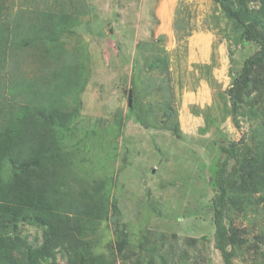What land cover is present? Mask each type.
Returning <instances> with one entry per match:
<instances>
[{
  "label": "rangeland",
  "instance_id": "rangeland-1",
  "mask_svg": "<svg viewBox=\"0 0 264 264\" xmlns=\"http://www.w3.org/2000/svg\"><path fill=\"white\" fill-rule=\"evenodd\" d=\"M46 9L67 15L71 26L52 37L39 30L42 41L27 48L8 47L0 61V130L29 97L13 93L12 83L27 79L38 90L31 104L48 106V96L74 113L59 129L71 168L86 182L106 179L117 200L116 221H100L91 234L96 251L114 245L115 264H226L215 246L210 167L223 158L221 144L240 142L245 151L264 136V63L252 74L239 127L228 93L257 43L242 38L216 0H5V23L12 28ZM195 35L213 38L217 65L187 64ZM57 73H79L81 93L61 94ZM226 222L232 264H264V192H232ZM20 233L41 239L28 223ZM58 264H68L60 254Z\"/></svg>",
  "mask_w": 264,
  "mask_h": 264
},
{
  "label": "trees",
  "instance_id": "trees-1",
  "mask_svg": "<svg viewBox=\"0 0 264 264\" xmlns=\"http://www.w3.org/2000/svg\"><path fill=\"white\" fill-rule=\"evenodd\" d=\"M216 1L243 31L242 38L259 46L246 58L228 91L233 121L239 127L242 105L252 92V89L248 92L252 74L264 63V34L261 33L264 32V0ZM4 5L5 0H0V61L12 43L16 46L22 42L20 46L27 48L35 45V41H42L35 37L39 30L52 37L70 25L67 15L46 9L34 11L11 28L5 23ZM56 76L64 77L66 88L61 94L67 95L72 89L81 93L83 84L79 73H57ZM0 81L3 82L1 78ZM16 89L30 93L18 116L0 130V264H58L59 254L68 264H115L114 245L106 252H98L97 235L91 234L100 221H116L121 213L117 200H111L106 193V179L86 182L80 177L70 166L69 151L60 145L59 129L68 127L74 113L63 106L51 105L48 96V106L43 102L31 104L38 90L27 79L12 83L13 93ZM261 123L264 130V117ZM239 145L240 142L234 141L221 144L223 158L218 157L210 167V186L215 191V246L226 264H232L233 256L226 222L232 192H264V136L248 150L241 151ZM232 159L237 160L235 171L229 170ZM82 182L80 190L71 185ZM113 214L117 217L113 218ZM27 223L40 231L41 239L36 236L32 240L20 233L21 224ZM122 243L120 238L118 245Z\"/></svg>",
  "mask_w": 264,
  "mask_h": 264
},
{
  "label": "crops",
  "instance_id": "crops-1",
  "mask_svg": "<svg viewBox=\"0 0 264 264\" xmlns=\"http://www.w3.org/2000/svg\"><path fill=\"white\" fill-rule=\"evenodd\" d=\"M212 42H213V38L210 37L209 35L207 36H202V35L196 36L195 35V37H192V39H190V45L188 47L189 51H188V58L186 60L187 64L196 65L198 63L202 65L211 64L210 66L217 65L215 64L216 59L215 60L213 59V61L211 59ZM220 61H221V58H220ZM220 63L222 64V62ZM185 98L187 97L185 96ZM206 101L208 102V104L212 102V98L209 94L206 95ZM206 101L201 100V102L203 103H206Z\"/></svg>",
  "mask_w": 264,
  "mask_h": 264
}]
</instances>
